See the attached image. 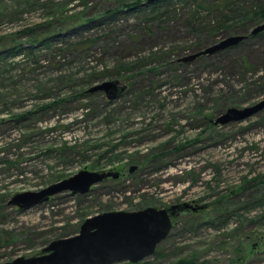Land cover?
<instances>
[{
  "label": "rangeland",
  "instance_id": "rangeland-1",
  "mask_svg": "<svg viewBox=\"0 0 264 264\" xmlns=\"http://www.w3.org/2000/svg\"><path fill=\"white\" fill-rule=\"evenodd\" d=\"M3 1L0 36L45 22H56L54 33L64 29L66 36L54 37L51 48L36 44L31 56L10 59L9 78L0 79V264L42 255L52 241L77 235L91 216L199 202L226 203L230 219L222 224L208 209L203 219L213 225L199 227V216H181L160 255L137 264H173L195 255V264H264V109L240 122L214 124L229 108L264 99V33L184 62L204 50L194 52L206 38L200 19H216L204 12L188 22L181 0L165 3L157 17L132 10L112 20L105 12L124 0ZM254 1L264 2L240 0L236 7L249 9ZM96 17L102 25L65 26L68 19ZM245 29L233 35H247ZM81 36L104 39L87 52H73ZM227 37L220 34L208 45ZM152 52L158 59L164 52L171 64L148 73L158 64L148 57ZM241 57L250 61V71ZM138 58L147 66L120 79L128 88L118 97L89 92L111 78L84 87L85 76L116 73L118 64ZM84 169L120 177L85 195L63 192L25 210L8 204L17 193L39 191Z\"/></svg>",
  "mask_w": 264,
  "mask_h": 264
},
{
  "label": "water",
  "instance_id": "water-1",
  "mask_svg": "<svg viewBox=\"0 0 264 264\" xmlns=\"http://www.w3.org/2000/svg\"><path fill=\"white\" fill-rule=\"evenodd\" d=\"M264 32V22L256 26L250 35ZM250 35H233L222 41L182 58L192 62L204 55H211L239 45ZM126 86L120 80L98 83L89 89L90 93L106 92L111 99L118 97ZM264 109V99L244 108H229L214 121L215 125H226L250 118ZM135 168H132L133 172ZM120 172L79 171L74 176L53 183L39 191L15 194L10 206L21 210L49 201L54 195L70 192L72 195H85L93 186L108 179H118ZM190 204H186L189 207ZM179 207L172 206L171 210ZM173 228L172 214L168 209L146 207L137 211H110L87 218L77 235L52 241L42 250V255L18 257L1 264H116L130 262L137 264L152 257L157 247L167 239ZM173 264H182L175 262Z\"/></svg>",
  "mask_w": 264,
  "mask_h": 264
},
{
  "label": "trees",
  "instance_id": "trees-1",
  "mask_svg": "<svg viewBox=\"0 0 264 264\" xmlns=\"http://www.w3.org/2000/svg\"><path fill=\"white\" fill-rule=\"evenodd\" d=\"M16 1L18 2L24 1L23 3L25 5L31 6L30 3L28 2L30 0H16ZM173 1L174 0H124L120 3V6L118 8L105 12L104 17H106L108 20H112V18H110L111 16H116L119 12L132 11V10L147 12L157 17L159 15V11L162 8L161 6H163L165 3H170V5L172 4L174 6L176 5V3H171ZM239 2L240 0H181V4H183L184 7L187 9L188 22H193V23L196 22L198 19H200L201 15L204 12H207L209 15L214 16L216 19V23L212 19L209 20H207L206 18L200 19L201 21L200 26L203 30L202 31L203 35L206 36V38L203 41V45L201 46V48H195L196 50H194V52L199 51L201 49H205L208 46H210L208 44L212 40H214L218 35L225 34L231 36L234 33H237V30L239 28L246 27L244 34L250 35L251 31L256 26L264 22V2L254 1L252 5L249 7V9H242L239 6L236 7V4H239ZM3 3L4 1L0 0V4ZM99 18L96 17V18L88 19L87 22L84 23L81 22V20H79L78 18L68 19V22L65 24V26L68 30H74L77 27H79V25L81 24L84 25V24L92 23V24H97V26L102 25L103 20H100ZM55 23L56 22L54 23L45 22L44 24L35 26L34 28L26 27L27 28L26 30L18 31L7 36L6 35L0 36V67H2V69L0 70V79L9 78L7 77V74L10 71H7L5 69V66L8 65V61L10 59L15 58L16 56L23 55L26 52H27L26 55H28V57L31 56L32 54H34V52H36V50H38L36 44H40L39 46L42 47L51 48L53 47L52 42L54 40V37L57 39L66 36L64 29L57 31L56 34L54 33ZM252 26H254V28ZM30 29H36L35 31L36 33L34 32V34L31 35ZM37 31L39 33H37ZM263 33L264 32H261L258 35H254V36L250 35L248 39L251 38L253 39L259 35H262ZM30 37H32V39L27 40L26 42L28 44L27 46L24 43H22L23 39L26 38L28 39ZM103 39L95 38L94 36H90L85 39V36H81V38H79L75 43L74 42L72 43L71 50L74 52V50H77L78 48L85 47V50L83 51L87 52L91 50V48H93L94 46H97V44L101 42V40ZM243 42H241L240 44H242ZM156 54H157L156 52H152L148 56L150 58L154 57L155 60H158L157 62L158 64L157 65L155 64L156 66H153V68H147L148 73H156V71H158V69L161 68V66L163 67L164 64L166 65L171 64V61L165 59L166 57L164 52H162L163 55L162 59H158ZM205 56L207 55L201 56L196 60L204 59ZM240 59L243 63L242 67L245 69V71H250L251 65L247 57H241ZM146 63L147 61L143 60V58H138L135 63L118 64L115 67L116 73L112 74L105 72L103 74H100L99 76H96V74H92L91 76L89 75L90 77L85 76L88 80H85L83 85L84 87L89 88L92 84L96 83L97 81L105 80L107 78H111L114 80H120V79L130 80L133 77L137 76L136 74H131V73L135 71L137 68H139L140 70L144 69L143 67L147 66ZM84 87L81 90H79L78 93L80 95L86 94ZM112 180L116 181L117 179H112ZM159 246L153 256L160 255ZM198 258L199 257L195 255L192 256V258L190 259L189 258L181 259L180 262L184 264H195L197 263ZM202 264H207V262H203Z\"/></svg>",
  "mask_w": 264,
  "mask_h": 264
},
{
  "label": "flooded vegetation",
  "instance_id": "flooded-vegetation-1",
  "mask_svg": "<svg viewBox=\"0 0 264 264\" xmlns=\"http://www.w3.org/2000/svg\"><path fill=\"white\" fill-rule=\"evenodd\" d=\"M199 203L201 204V202H199ZM199 203H197V206L195 205L196 207L192 206L191 204H190L189 207H186V204H187L186 203V204H183V205L182 204H178L179 207H177L174 210H171V207L167 208L170 211V213L172 214V222H173V228L170 231V234L167 237V239L173 235L174 222L177 219L181 218V216H182V218L185 217V216H192V217H197L198 218V216H199L198 219L202 218L201 219L202 221L199 224V227H204V226L210 224L209 221L203 219L204 214L208 211V209H212L213 210L212 213H211V216L212 215L215 216L216 220L221 221L222 224H224L225 222H227L230 219L229 216L231 214H230L228 208H226L227 207L226 203H224V205H223L222 202H220L219 204L218 203H214V202L210 203V204L204 202L202 205H200ZM174 206H176V205H174ZM183 213H186V215L185 214L182 215ZM187 213H190V214L187 215ZM208 216H210V215H208ZM247 239L251 240L250 236H248ZM252 242H253L252 243L253 248L254 249L257 248V243H259V242H255V241H252ZM182 264H184V263H182Z\"/></svg>",
  "mask_w": 264,
  "mask_h": 264
}]
</instances>
